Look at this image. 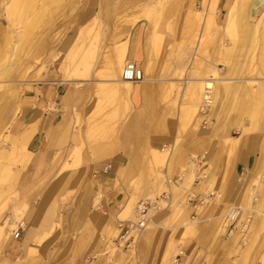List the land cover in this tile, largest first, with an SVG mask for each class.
<instances>
[{"label":"rangeland","instance_id":"rangeland-1","mask_svg":"<svg viewBox=\"0 0 264 264\" xmlns=\"http://www.w3.org/2000/svg\"><path fill=\"white\" fill-rule=\"evenodd\" d=\"M246 5L247 0H0V225L5 226L0 264H171L172 247L188 242L201 250L206 264H264V248L252 241L260 193L258 201L249 195V201L243 199L253 171L231 176L241 155L230 150L237 138L245 149L264 147V115H237L234 97L214 99L200 111V95L190 94L196 80L213 76L215 29L231 24L228 31L235 33ZM251 12V56L235 75L255 94L261 82L251 79L261 76L255 71V55L264 52V12ZM210 19L217 25L206 32ZM136 32L145 49V65H137L151 87V101L138 111L123 95L110 91L120 85L113 83L109 63L114 48L125 44L127 53ZM66 69L79 71L80 77L66 79ZM213 78L219 92L218 73ZM51 83L74 91L70 108L57 111L60 96L39 104L43 86ZM34 110L62 114L59 128L74 136L75 147L59 150L48 170L41 168V146L26 143L23 150V121ZM150 123L156 136L148 135ZM34 124L31 120L30 127ZM127 147L130 163L118 177L129 192L128 202L99 230L91 217L82 216L88 183L81 178L72 184L78 180L77 168L88 158L113 155L102 149ZM242 151L253 160L261 156L259 151ZM159 152L167 153L165 159ZM201 153L208 157L209 177L206 185L191 187L194 179L183 177L184 171L189 170L190 158ZM60 179L66 184H57ZM210 193L214 195L200 207L187 205L190 197ZM228 196H235V202ZM147 199L158 201L157 209L148 214L150 221L130 244L119 245L120 225L135 220L137 203ZM100 200L98 194L93 211ZM128 203L129 212L124 209ZM251 206L255 212L247 222ZM233 208L241 213L229 233L222 226ZM20 221L26 227L14 240Z\"/></svg>","mask_w":264,"mask_h":264},{"label":"crops","instance_id":"crops-1","mask_svg":"<svg viewBox=\"0 0 264 264\" xmlns=\"http://www.w3.org/2000/svg\"><path fill=\"white\" fill-rule=\"evenodd\" d=\"M252 14L253 13L250 10V0H247V5L243 9L242 15L238 18V30H236L235 33H230L228 31V26L231 24H227L226 28L219 30L218 28H216L217 23L214 19L206 21V25L204 28V31L206 32L208 30L210 31L211 28H216V46L213 50L216 56L214 58V61L211 62L213 69L215 70L213 71L214 73L212 75L214 76L215 73H218V78L224 79L222 83L220 82L221 96L219 99H228L234 97L237 102V115L247 113H250L251 115H264V52H261L259 55H255L257 58L255 71L261 74L259 78L251 79L252 81L261 82V85L257 88L255 94L253 90L239 83L240 79L237 77V75H235L243 70L242 67L244 66L243 64L245 62V59L248 56H251L250 54H248L249 51L247 50V41H249L253 37V26L249 23V20L253 21L254 19ZM260 35V39L264 40V30L261 31ZM132 36V43L129 45L128 50L126 46L127 53H125V58L131 59V61L135 63L137 62L140 65L144 66L145 49L141 43H138L142 40L141 34L136 32L133 33ZM245 41L246 43H244ZM220 71H224L225 75H220ZM213 76L211 78L204 77L196 80L194 82L196 83V86L194 88L195 90L192 89L191 94H194L196 97H198L200 95L199 86L201 82H204L208 79H214ZM147 83L148 80L144 79L142 82L136 83L134 85L136 89L133 90V92L129 96H120L127 99L128 103H131L135 111H138L147 101H151V98H148V94L150 92L149 90L151 89V87H148ZM51 84V86H43V93L41 94L43 95V97L41 96V99H39V104L44 106L47 104L48 100L60 96L59 103L56 104L60 107L57 108V111H61L64 107L70 108L72 106L71 97L74 95V91L71 88H67L63 83ZM76 93L77 96H79V93ZM29 113H26L27 115L25 116V120L23 121L24 127L22 128L21 135H24L25 138L27 136L31 137L27 142L28 147L34 145L35 143L37 144L35 145V147L39 148L41 146V168L43 167L44 169L48 170L52 168V161L59 150L75 147L73 140L74 136L71 132L59 128L60 123H57V118L59 116H62V114H58V112L43 114L37 110H34L31 117H29ZM134 118L136 120L138 119L137 113H135ZM148 119L150 121L153 119L152 114H149ZM31 120L33 123H35L32 127H30ZM147 130L149 131V136L157 135V133L155 132L156 129L152 127L151 123L147 127ZM257 140V137L251 139L253 143ZM238 142L239 138L232 139L231 141L232 146L230 150H232L235 155H241L236 159L235 167L232 169L231 176L238 175L239 173L243 174L246 170L254 171L256 169L255 167H257V165L260 163L261 158L264 157V147L255 150L256 146L253 145V149H245V147H241ZM215 149L218 153L221 152L220 147L216 146ZM242 150H253L252 152L259 151L261 156L258 159L253 160L249 155H242ZM101 152H113V155L102 156L96 161H91L89 160V158L86 159L81 164V166L77 168V182L72 183L79 184L81 178H85L87 180L88 184L86 189V196L81 212L83 217H91V220L96 223L99 230H102L104 226L109 222L110 217L114 216L117 213L118 208L121 204H123L124 202H128L129 192L126 191L127 188L124 186V181L121 177H118V174L121 173L122 169L126 168L129 165V154L131 150L129 149V147H127L126 149L121 148L114 150L102 149ZM166 154L167 153L165 152L163 154L159 152V156L162 158V160L165 159ZM199 155H204L207 161L206 163H208L209 160L206 153H201ZM199 155H194L190 158V161H188L189 170L184 171L186 173L185 175H183V177L188 176L187 178L188 180H190V182H192L194 179L191 187L194 186L195 180L198 178L197 169L193 164V159L197 158ZM261 163L262 168H264V162ZM55 175L54 177H52L54 180L57 177V171ZM208 177L209 173H207L205 170L202 173V181L195 186L197 187L200 185H206L203 183L208 180ZM56 183L66 184L65 180L63 179L56 181ZM231 186L232 189L236 188L235 184H231ZM98 194L101 196L99 208H97L96 211H93V203ZM251 196L257 197V193H252ZM227 198L232 202H235L236 200L235 196H228ZM243 199L248 200V193H244ZM187 205L190 209H192L193 203L187 202ZM253 208L254 207L251 206L249 210L251 212H255ZM124 209L127 210V212L131 211V204L128 203L127 205H125ZM116 218L118 221H124L119 220L118 217ZM255 220L256 215L254 216V221ZM223 226L222 228L224 231ZM7 238L8 236H5L3 240ZM118 244L120 245L121 243L118 241ZM172 249H175V255H179L180 261L185 264H193L197 262L206 264V258L200 256L201 250L195 247V245L191 242L177 246V248H175L174 246L172 247ZM262 256H264V254H262ZM95 264L100 263L95 262Z\"/></svg>","mask_w":264,"mask_h":264},{"label":"bare ground","instance_id":"bare-ground-1","mask_svg":"<svg viewBox=\"0 0 264 264\" xmlns=\"http://www.w3.org/2000/svg\"><path fill=\"white\" fill-rule=\"evenodd\" d=\"M250 4H251L250 5L251 6L250 9L253 12H255V13L264 12V0H250ZM84 35H85V31H84V28H83L80 31L79 38L80 39L84 38ZM69 56H72V52H70ZM125 57H126L125 56V44L120 46V47L114 48L112 57L110 58V61H109V63H110V71H111V76L115 78L113 83L119 84L120 87H117V86L111 87L110 91H112V92H114L116 94H121L123 96H129L133 92V89L131 88V84L132 83L128 82V81H123L120 78L122 67H123V64L125 62ZM82 60H84V56L82 57ZM70 64L71 63H69V65ZM68 68H69V66H68ZM78 72L76 70H73V71L71 70L70 71V70L66 69V71L64 72L63 76L66 79L71 80L73 78L80 77L79 74H81V73L80 72L78 73ZM79 79H81V78H79ZM69 80H67V81H69ZM223 81H224V79H219L218 80V82H221V83ZM251 82H252V80H251ZM201 83H202V85L199 86V88H201V86H202V90H200L201 92H200V99H199L200 103H201V104H199V106L201 105L200 106V111H202L206 107L210 106L213 103L214 99H217V98L219 99L220 96H221V90L219 92H216V84H215V80L214 79H208V80H205L204 82L202 81ZM192 95H194V94H192ZM190 97H191V99L193 101L196 98L195 96L194 97L190 96ZM30 138H31L30 136L26 137V141H25V145H24L23 150H25V147L27 145L26 143L29 141ZM261 162H264V157L261 158L260 163L257 165V167H255L256 169L253 171L252 177H251V185L249 187H247L246 193H248V195L251 198H252V196H251L252 193L256 194L257 191H259V193H260L259 196L261 198V203L258 205L259 208H258V212H257L259 218H258L257 223L252 228V231H253V236H252L253 240L252 241L255 244L258 243L260 245V248L262 249V248H264V228H262V225H264V224H261V222L264 221V179H262L261 175L264 174V173L260 172L261 167H262V163ZM254 198L258 201V198L256 196ZM248 201H249V197H248ZM3 228H5V226L0 225V236H1V234H3Z\"/></svg>","mask_w":264,"mask_h":264},{"label":"built area","instance_id":"built-area-1","mask_svg":"<svg viewBox=\"0 0 264 264\" xmlns=\"http://www.w3.org/2000/svg\"><path fill=\"white\" fill-rule=\"evenodd\" d=\"M120 78L123 81H128L133 84L140 83L145 79V75L143 70L137 65V63L133 61H128L124 65ZM206 159L204 155H199L197 158L193 159V164L197 169V179L195 180L196 184H199L202 181V173L206 170L205 166L207 165ZM108 169V168H106ZM214 194L210 193L209 195H196L189 198V201L193 203V209H196L206 203ZM164 197V196H163ZM162 197V198H163ZM157 199L154 201L151 200H142L139 201L136 205V214L135 220L128 221L120 225L118 241L123 244H130V239L136 235H139L145 228L146 224L150 221L148 217L149 212L157 209ZM196 213V212H195ZM240 209L233 208L229 211L227 216L224 219V230L225 232L231 233L235 228L236 224L240 217ZM252 217V212L248 215L247 222H250ZM24 221H20L16 224L15 230L13 232V239H19L22 232L25 230ZM171 264H185L180 261L179 255H175L172 259ZM193 264H203L201 262L193 263Z\"/></svg>","mask_w":264,"mask_h":264}]
</instances>
